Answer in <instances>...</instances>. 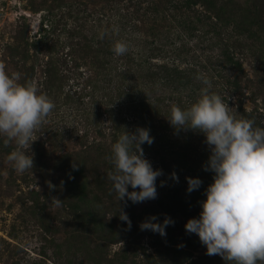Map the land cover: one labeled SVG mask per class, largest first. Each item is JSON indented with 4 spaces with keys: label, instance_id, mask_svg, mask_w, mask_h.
<instances>
[{
    "label": "rangeland",
    "instance_id": "rangeland-1",
    "mask_svg": "<svg viewBox=\"0 0 264 264\" xmlns=\"http://www.w3.org/2000/svg\"><path fill=\"white\" fill-rule=\"evenodd\" d=\"M0 63L55 105L25 150L33 169L16 172V145L0 136V264H229L185 229L214 182L206 137L167 118L172 104L196 102L203 74L233 115L240 104L264 127V0H0ZM137 128L150 130L144 158L163 174L156 199L125 205L94 179L107 178L112 145ZM187 178L202 184L189 193ZM88 209L96 231L84 228ZM151 217L173 222L165 236L141 230Z\"/></svg>",
    "mask_w": 264,
    "mask_h": 264
},
{
    "label": "clouds",
    "instance_id": "clouds-1",
    "mask_svg": "<svg viewBox=\"0 0 264 264\" xmlns=\"http://www.w3.org/2000/svg\"><path fill=\"white\" fill-rule=\"evenodd\" d=\"M112 51L122 56L128 46L118 40ZM196 79L205 85L199 98L187 109L172 104L167 118L177 130H191L206 137L211 154L204 170L215 174L204 193L207 199L201 202L199 218L190 219L185 229L199 236L209 256L219 255L229 264H264V127L255 126L247 118L237 119L233 108L220 95L210 92L211 81L205 75L198 74ZM19 80L20 73L9 75L5 64L0 63V136L5 137V146L15 143L16 149L8 154L7 161L16 172L24 173L34 166L33 156L25 150L31 148L35 132L55 105L34 82L21 84ZM153 142L149 129L137 128L134 133L125 131L111 147L108 159L113 170L107 179L125 205L127 201L137 204L157 198L156 180L163 173L153 169L142 148ZM172 178L178 182L175 173ZM187 182L189 193L202 184L193 178H187ZM51 202L57 206L62 203L56 197ZM119 218L131 227L123 209H119ZM156 219L141 223V230L165 236V228L173 222L166 218L163 225L152 223Z\"/></svg>",
    "mask_w": 264,
    "mask_h": 264
},
{
    "label": "trees",
    "instance_id": "trees-1",
    "mask_svg": "<svg viewBox=\"0 0 264 264\" xmlns=\"http://www.w3.org/2000/svg\"><path fill=\"white\" fill-rule=\"evenodd\" d=\"M206 7H208V8H212L213 6H212V3L210 2V1H208V2H206ZM254 25H256V24H254ZM138 58H140V59H144V56L141 54V53H139L138 54ZM144 63V62H143ZM146 63V62H145ZM144 63V64H145ZM148 67H150V65L148 66ZM162 69V68H161ZM240 70V69H239ZM133 87L135 88V83H134V85H133ZM139 105V104H138ZM140 106V105H139ZM141 107V106H140ZM239 111H240V113L236 116V118L237 119H241V118H247V119H250L251 120V113H248V112H245L244 110L242 111V109H241V105L239 104ZM133 119L134 120H137L135 117H133ZM133 121V120H132ZM255 126H259L260 127V125L259 124H257L256 122H255ZM75 181V180H74ZM74 181L72 182V181H69L70 183L68 184H66V185H68L69 187H70V184H72L73 185V183H74ZM94 184H95V188H96V190H99V191H104V192H111L112 191V184H111V181L110 180H108L106 177L105 178H102L101 176H97L95 179H94ZM71 187H73V186H71ZM71 187H70V189H71ZM89 193V192H88ZM102 194H105L106 195V193H102ZM107 196V195H106ZM94 202L97 204V205H99V204H102L103 202H102V199H101V196L100 195H95L94 197ZM87 212H88V220H86L85 221V225H86V227H84V228H87V229H89V227L92 225V227H91V229H92V231H96L97 230V228L95 227V225H99V226H101V224L99 223V222H97L96 221V215H89L91 212H93V210H87ZM93 233V232H92ZM127 251V250H126Z\"/></svg>",
    "mask_w": 264,
    "mask_h": 264
}]
</instances>
